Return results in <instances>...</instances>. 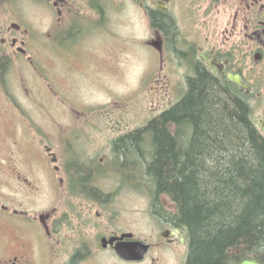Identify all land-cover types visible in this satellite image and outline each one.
Returning a JSON list of instances; mask_svg holds the SVG:
<instances>
[{
  "label": "flooded vegetation",
  "instance_id": "flooded-vegetation-1",
  "mask_svg": "<svg viewBox=\"0 0 264 264\" xmlns=\"http://www.w3.org/2000/svg\"><path fill=\"white\" fill-rule=\"evenodd\" d=\"M182 1L139 3L148 17L153 36L162 44L161 52L150 46L159 52L163 63V76L154 74L152 78L154 82L162 81L163 86L157 88L161 109L152 114L147 123L180 104L190 90L191 81L205 73L217 84L226 81L242 94L264 137V0H185L191 6L199 5L209 10L206 15L212 21H205L208 31L204 34L193 29L182 32L175 13L176 8H186L181 5ZM22 2L24 7L29 5L36 9L35 19L24 15ZM105 4V0H0V264H143L149 262L152 252L156 256L150 257L149 264L187 263L190 242L185 230L173 222L172 214L176 209L172 202L161 196L158 203L147 195L154 234L148 240H140L132 231L103 222L105 215L112 214L106 208L116 193V189L108 185L120 183L135 191L139 188V177L135 173L87 177L75 170L82 164L98 163L108 168L116 162L120 164L116 143L141 131L144 126H123L106 113L99 117L91 116L92 113H71L66 124L52 118L57 124L56 135L63 138L62 142L70 152L69 159L63 164L54 151L57 136L52 135L53 139L48 138L46 143L43 139L48 135L43 134L46 131L11 96L12 85L18 84L20 88L24 83L26 70L36 78L40 77L42 64L38 57L43 52L57 53L65 43L66 46L73 43L77 54L84 57L80 54L82 43L105 31ZM18 8L19 12L15 11ZM43 10L49 19L45 25ZM156 15L165 21L164 31L153 28ZM219 18H225L223 27H219ZM184 22L194 25V13L186 14ZM210 24L211 27H207ZM230 75L238 76L249 90L232 83ZM76 120L84 121L85 126L94 124L90 120L96 124L91 129L77 128ZM106 131L111 133L105 138L111 154L108 160L94 159L85 146L97 144L98 141H91V137H102ZM170 131L185 136V132L176 127ZM43 148L46 150L45 162H42ZM28 156L31 159L29 166ZM43 167L47 169V185L54 191V199L48 209L38 212L26 208V201L34 202L33 208L37 207ZM86 169L83 173L87 174ZM89 182L102 186H86ZM102 191L109 197V203L106 198L103 201L100 198ZM94 231L96 236L92 238ZM124 235L129 236L122 239ZM138 241L150 247L144 260L130 262L118 256V246H129ZM104 251L117 254L113 263L98 262V257L93 256Z\"/></svg>",
  "mask_w": 264,
  "mask_h": 264
},
{
  "label": "trees",
  "instance_id": "trees-1",
  "mask_svg": "<svg viewBox=\"0 0 264 264\" xmlns=\"http://www.w3.org/2000/svg\"><path fill=\"white\" fill-rule=\"evenodd\" d=\"M155 19L153 28L164 31L163 18ZM173 127L185 136L172 134ZM142 130L116 143L121 162L111 174L135 173L141 191L158 203L162 196L174 204L173 222L190 242L186 264L252 258L264 264V137L242 94L202 73L180 104ZM105 168L92 163L75 170L105 177ZM99 196L109 203L103 191Z\"/></svg>",
  "mask_w": 264,
  "mask_h": 264
},
{
  "label": "rangeland",
  "instance_id": "rangeland-1",
  "mask_svg": "<svg viewBox=\"0 0 264 264\" xmlns=\"http://www.w3.org/2000/svg\"><path fill=\"white\" fill-rule=\"evenodd\" d=\"M105 1V31L96 33V37H88L82 43L83 49L80 54L84 57L77 54L78 50L73 48V43L68 46L65 43V47H61L57 53L45 51L38 57L42 64L39 78L26 70L21 87L19 88L18 84L12 85L11 96L46 131L43 132L48 134L46 138L43 137L46 143L48 138L53 139L52 135L57 134V124L52 121V118H57L61 124H66L70 118L69 115L72 116L71 113H92L91 116L96 115V117L106 113L111 115L115 122L120 121L123 126L141 128L146 125L152 114H156L161 109L158 104L157 88H162L163 84L162 81L154 82L152 77L154 74L163 76L161 69L163 63H161L159 52L147 45L156 39L151 32L144 9L139 6V3L147 5L158 0ZM182 2L181 5H185L186 8L175 9L182 32L193 29L199 34L207 33L205 21H212L211 17L206 15L209 10L199 5L191 6L190 2L185 0ZM22 8L21 11L27 18L37 17L35 8L29 5L24 7L23 2ZM19 10L20 8L15 11L19 12ZM190 12L194 13L196 18V23L192 26L184 22V16ZM42 18L44 25L49 23L46 10L42 11ZM224 21L225 18H219V27L224 26ZM207 27H211V24ZM60 38L63 37L60 36ZM15 77L13 72V82ZM59 122L58 126H60ZM90 122L96 124L94 120ZM94 124L85 126L84 121L76 120L75 126L91 129ZM110 134L106 131L102 137L98 135L91 137V141L97 140L98 143L86 144L89 156L98 160L100 158L108 160L111 151L106 145L105 138L111 136ZM56 136L54 151L59 162L65 164L70 152L62 142L63 138L60 135ZM45 153L46 150L43 148L42 162H45ZM30 160L28 156V166ZM49 165L52 166L51 162ZM105 167V177L115 176L111 174L110 168ZM46 172L47 169L43 167L42 191L40 199L36 201L37 207L33 208L34 202L26 201L28 205L26 208L40 212L48 209L53 203L54 191L50 189L49 184L47 185L49 179L45 176ZM108 186L116 189V193L112 195L113 199L106 208L112 214L105 215L104 224L132 231L140 240H148L154 234V225L147 194L140 188L135 191L128 190L130 186L120 185V183ZM108 221H111V224ZM95 232L91 234L92 238L96 236ZM93 256L98 257V262L113 263L117 254L104 251ZM152 256H156V253L152 252L150 257ZM149 262L143 264H149Z\"/></svg>",
  "mask_w": 264,
  "mask_h": 264
},
{
  "label": "water",
  "instance_id": "water-1",
  "mask_svg": "<svg viewBox=\"0 0 264 264\" xmlns=\"http://www.w3.org/2000/svg\"><path fill=\"white\" fill-rule=\"evenodd\" d=\"M150 46L154 47L155 49H157L158 51H162V44L160 41H158V39H156L155 41H151L148 43ZM229 80L234 83L235 85H237L238 87L244 89V90H249V88L242 83L241 79L238 76H233L230 75L229 76ZM129 235H124L122 237L125 238ZM104 246H106V244H104ZM150 247L148 245H146L143 242H135L132 245H120L116 248L117 254L118 256L126 261H142L145 259L146 255L149 252ZM240 264H263L261 261L252 258V259H244L242 260V262Z\"/></svg>",
  "mask_w": 264,
  "mask_h": 264
}]
</instances>
